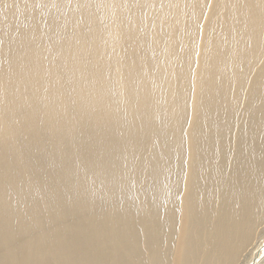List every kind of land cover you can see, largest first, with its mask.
Returning a JSON list of instances; mask_svg holds the SVG:
<instances>
[{
    "label": "bare ground",
    "instance_id": "obj_1",
    "mask_svg": "<svg viewBox=\"0 0 264 264\" xmlns=\"http://www.w3.org/2000/svg\"><path fill=\"white\" fill-rule=\"evenodd\" d=\"M0 264H264V0H0Z\"/></svg>",
    "mask_w": 264,
    "mask_h": 264
}]
</instances>
